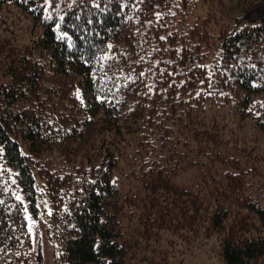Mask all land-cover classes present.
Segmentation results:
<instances>
[{"label": "trees", "instance_id": "obj_1", "mask_svg": "<svg viewBox=\"0 0 264 264\" xmlns=\"http://www.w3.org/2000/svg\"><path fill=\"white\" fill-rule=\"evenodd\" d=\"M44 1L0 0L43 28L25 52L7 57L9 82L0 86V264H43L17 192L36 218V205L47 198L50 238L63 264H170L159 254L149 259L147 245L135 238L150 244L161 229L191 232L196 242L215 239L224 264H264V205L258 194L239 193L251 168L227 144L221 115L240 109L264 128V0L221 29L215 15L227 0H147L135 7L122 6L135 0H99V9L94 0H55L52 8ZM155 4L159 20L151 14ZM61 32L65 40L57 39ZM85 39L97 45L92 52ZM93 53L115 57L124 73L147 70L142 79L157 94L144 95L140 81L124 88L122 79L115 97L100 91L115 88L111 80L92 79L100 75ZM141 56L148 63H135ZM152 61L171 63L157 68ZM113 62H103L106 72ZM76 88L87 108L73 96ZM105 95L111 103L97 100ZM128 137H135L136 157L119 185L115 168ZM184 167L195 171L199 195L174 183ZM96 241L103 246L94 250Z\"/></svg>", "mask_w": 264, "mask_h": 264}, {"label": "rangeland", "instance_id": "obj_2", "mask_svg": "<svg viewBox=\"0 0 264 264\" xmlns=\"http://www.w3.org/2000/svg\"><path fill=\"white\" fill-rule=\"evenodd\" d=\"M260 1L262 0H227V4L225 3L219 11V15H215L219 29L223 27V21H230L233 17L235 18L237 12H243ZM42 33L41 24L28 12L11 4L0 5V86L9 82V78L3 74L9 62L7 57L10 59L14 55L17 56L19 53L25 52ZM240 112V109L237 113L236 109L230 108L226 113H221L223 118L222 131L225 133L224 137L227 144L233 142L235 148L238 149V155L248 161V165L244 166L243 164V168H251V172L241 176L244 179H240L241 190L239 193H242L243 196L248 195V193L258 194L261 197L259 198L261 204L264 205V128L252 118L242 116ZM103 135L106 134L103 133ZM132 136L136 137V135ZM135 137L134 141H132V137L127 138L129 142H132L127 147L125 145V148L120 152V157H118L115 177L119 185L124 183L123 175L132 171L133 166L130 163L136 157ZM102 138L103 136H100L98 139L101 140ZM53 156H56V152L53 153ZM210 175L212 174L210 173ZM173 181L185 194L199 195L202 192L200 190L203 187L198 188L200 185L197 186L198 180L194 170L182 168ZM241 183L245 185L243 186ZM45 201L47 202L46 205ZM38 204L40 215L37 218L33 217L36 221L33 228L34 237L31 234L32 243L33 239L35 240V244L33 243L34 253L36 254V250L41 251L43 264H63L57 247L50 238L47 211L51 207L47 198H41ZM28 214L32 215L29 209ZM202 214L206 215L204 212ZM135 228L136 225L133 222L128 230L129 233L133 234ZM188 234L193 237L191 232L185 233L184 230L171 232L161 229L158 239L150 244L149 241H144L139 235H136L135 238L141 241L144 248L147 245L145 255L149 259L159 254L170 264H224L219 257L220 250L217 248L215 239L206 242L205 239L199 238V242H196L195 239H190Z\"/></svg>", "mask_w": 264, "mask_h": 264}, {"label": "snow or ice", "instance_id": "obj_3", "mask_svg": "<svg viewBox=\"0 0 264 264\" xmlns=\"http://www.w3.org/2000/svg\"><path fill=\"white\" fill-rule=\"evenodd\" d=\"M18 2L27 3L28 0H18ZM75 2H76V0H73V3H75ZM81 2H82V0H81ZM146 2H147V0H135V4H133V5H122V6L135 7L136 4L143 5ZM45 4H46V8H52V7L55 6V0H45ZM93 7L98 8V9L100 8L99 0H94ZM152 7H153V11H152L151 14L154 15L157 20L161 19L162 18V13L159 12V11H156V9H158L160 7V5L159 4H155ZM103 10L104 11L107 10V4H105V7H104ZM136 10L137 11H142V9H139V8H137ZM168 14H170L172 16L176 15V13L172 12V11H170ZM51 15L52 14L49 13L48 16L45 17V18L46 19L51 18ZM79 18H80L79 16L76 17L77 20H79ZM129 19H131V17H129ZM59 20L63 21L64 20V16L60 15L59 16ZM92 22L93 21L91 19L86 20V23L89 24V25L92 24ZM147 23L151 24L152 21H147ZM56 28L59 31L60 25L57 24ZM81 31L82 32H88L90 30L87 29V28H84L83 26H81ZM66 38H67V34L63 33V32H61L60 35L57 36V39H59V40H65ZM159 39L160 40H165L166 37L161 36V37H159ZM84 44H90V42L87 39H85L84 40ZM68 47L69 48L73 47L71 41L68 42ZM96 47H97V45L90 44V46L88 48V51L92 52V50L94 48H96ZM107 48L111 49L112 45L108 44ZM153 51L154 52L158 51V49H153ZM177 51L179 52V51H181V49H177ZM84 55H86V54L85 53H81L82 58L84 57ZM109 60H113L114 62L107 66L108 71L106 72L104 70V63L103 62L109 61ZM141 61H143L145 63H148V60H146L145 57H143V56H141L139 58V60L135 61V63H140ZM91 62L93 64H99L100 65V68H99L100 75H97L95 72L92 73V79L94 80V82L97 81V80H100L101 78H103L106 81L107 80L113 81L115 91H113V89H106L105 90L103 87L100 88V91H107L108 93H111L113 97H115L116 93L120 91V87L116 86V83L119 80H121V79L124 80L125 83L122 85V87L127 88L129 83H133L134 84L137 81H140L141 83H144V80L142 78H145L148 75L147 70H142L139 74H135V70L134 69H132L129 73H124L123 69L118 65V62H116V58L111 56L110 54H105V55L97 57L93 53V59H92ZM161 62H163V63H171L170 61H152L153 65L155 67H157V68H159V64ZM85 63L88 64L89 61L85 60ZM165 71H166L165 69H160V74L163 75ZM108 72H111L112 75L109 76ZM169 75H171V73H169ZM144 87L147 89V91L143 93L144 95L151 96V95L157 94L156 91L154 90V88H155L154 85L144 83ZM137 94L139 95L140 93H137ZM73 96L75 97V99L77 101H79V104L81 105V107H83V108H87L88 107V104L86 103V98H85V96L83 95V93L81 92V90L79 88H76L74 90ZM97 100L100 103H102V104L103 103H111V101L108 99L107 95L102 96V97L101 96H97ZM119 102L120 101L117 99L116 103H119ZM129 111H133V109L130 108ZM88 119L91 120L92 117L89 116ZM58 131H59V129H58ZM4 156H5V149H4V147L2 145H0V158H3ZM4 171H5V169L2 166H0V173H3ZM16 175H19V173H17ZM4 183L7 184L8 181H4ZM11 184L12 185H16L17 184V180L16 179H12L11 180ZM2 190L3 189H0V191H2ZM13 195L15 196L16 201H18L19 204L23 206V208H22L23 220L27 221V231H28V233L32 234V236L34 237L33 228H34V226L36 224V221L33 219L32 215L28 214V207L25 204L24 197L22 195H20L18 192L17 193H13ZM4 204H5V200L4 199H0V205H4ZM46 204H47V202L45 201V205ZM36 207H37V209H39V204H37ZM36 215H40L39 211L36 213ZM47 215H49V216L52 215L51 209H48ZM21 226H23V225H21ZM33 243L35 244V240L34 239H33ZM102 246H103V242L102 241H96L93 244V249L97 250V249H99Z\"/></svg>", "mask_w": 264, "mask_h": 264}]
</instances>
